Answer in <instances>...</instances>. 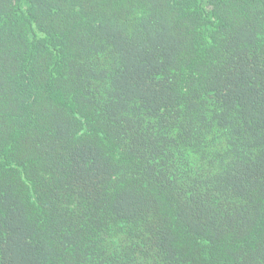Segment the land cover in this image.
I'll use <instances>...</instances> for the list:
<instances>
[{
    "label": "trees",
    "instance_id": "16d2710c",
    "mask_svg": "<svg viewBox=\"0 0 264 264\" xmlns=\"http://www.w3.org/2000/svg\"><path fill=\"white\" fill-rule=\"evenodd\" d=\"M0 264H264V0H0Z\"/></svg>",
    "mask_w": 264,
    "mask_h": 264
}]
</instances>
